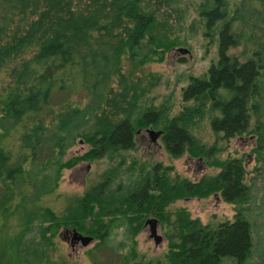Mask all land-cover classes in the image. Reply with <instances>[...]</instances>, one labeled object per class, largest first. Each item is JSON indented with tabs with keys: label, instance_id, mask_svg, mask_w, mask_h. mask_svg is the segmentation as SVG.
Wrapping results in <instances>:
<instances>
[{
	"label": "trees",
	"instance_id": "trees-1",
	"mask_svg": "<svg viewBox=\"0 0 264 264\" xmlns=\"http://www.w3.org/2000/svg\"><path fill=\"white\" fill-rule=\"evenodd\" d=\"M177 1L0 0V69L6 67L11 79L5 90L2 117L18 122L28 118L29 124L19 135L20 147L29 149L33 157L48 131L53 132L55 145L59 146L60 131L78 115V108L70 105V97L81 89L92 95L100 86L104 89L111 76L118 73L122 90L115 92L118 104L115 101L112 107L122 115L114 122L107 114L94 119L97 129L83 133L90 146L80 158L132 148L134 124L130 121V107L138 95L133 92L127 99L126 94L128 88L135 91L137 86L134 82L128 85L121 74V59L125 56L129 62L141 64L162 58L163 50L175 41L161 31L166 22L157 20L156 12L171 8ZM249 1L240 0L229 16L225 0H201L196 4L204 35L217 28V56L201 75L188 76L180 95L183 104L166 119L160 140L167 154L213 155L215 148L205 147L190 131L203 117L209 119L210 130L222 139L253 133L256 145L252 151L264 154V0ZM243 12L252 18L251 30L259 29V33L246 31L243 36L242 27H237V22L244 19ZM14 15L18 19L11 29L8 20ZM242 38L254 40L255 46L249 56L239 60L229 54V49ZM54 95L59 96L55 113L50 109ZM160 111L146 107L136 112L135 122L141 126L155 124ZM46 113L51 115L47 122ZM251 115L255 118L252 127ZM10 158L0 145V233L12 224L8 221L18 207L24 210L18 230L1 240L4 244L0 243V256L6 260L0 264H21L16 255L18 243L35 217L41 254H46L42 245L51 243L58 226L69 222L73 228L82 229V220L87 216L92 220L95 217L93 224L98 223L96 228H86L100 238L95 245L104 243L108 224L99 223L100 217L96 216L105 214L109 205L117 206V197L106 191L109 178L85 190L66 217L26 200L17 184L25 171L20 164L9 163ZM74 161L69 158L58 162L57 167L70 166ZM208 164L218 167V171L190 181L176 175L170 179L166 172L171 167L157 163L124 195L125 212L135 215L131 220H142L153 211L170 226L168 238L173 240L168 243L162 264H250L254 242L246 213L250 208V186L244 182L243 162L239 157H226L213 158ZM214 192L234 204L231 219L219 220L215 225L202 224L183 208L176 209L170 221L164 215L170 201L203 198Z\"/></svg>",
	"mask_w": 264,
	"mask_h": 264
},
{
	"label": "rangeland",
	"instance_id": "rangeland-1",
	"mask_svg": "<svg viewBox=\"0 0 264 264\" xmlns=\"http://www.w3.org/2000/svg\"><path fill=\"white\" fill-rule=\"evenodd\" d=\"M200 1L178 0L171 8L167 10L163 8L156 12V19L166 22L160 30L175 41L174 45L163 50L159 61L133 64L125 56L121 59V74L128 85L134 82L137 86L135 91L128 88L126 98L130 99L133 92L138 95L134 105L130 107L133 111L130 121L134 124L133 147L130 149L99 157L80 158L90 146L83 133H91L97 129L94 119L107 114L106 117L114 122L122 115L118 111H113L116 108L112 107L115 101L118 104L115 92L122 90L123 82L117 73L111 76L104 89L100 86L92 95H86L83 89L76 91L70 97V105L78 108V115L69 127L60 131V145H55L56 138L52 131H48L45 141L31 157L30 150L20 147L19 143V135L29 124L28 118L18 122L2 117L5 90L11 79L6 67L0 69V145L10 153L9 163L20 164L25 171L17 184L23 190L26 200H32L31 202L37 203L40 208L47 207L55 214L67 217L81 194L107 177L109 178L107 194L117 197L115 204L118 206L109 205L105 214L96 216L100 217L99 223L108 224L107 235L102 245H95L100 238L86 229L89 226L96 228L98 225L92 223L95 217L92 220L91 216H87L82 220L85 227L75 230L90 236V241L84 245L77 243L71 248L68 243L71 231L67 232V238L62 234L64 226L73 227L67 222L58 226L49 245H42L45 247V255L40 253L42 247L36 225L38 218L35 217L18 243L16 255L19 256L21 264H120L122 261L123 264L164 263L163 255L168 249V243L173 240L168 238L170 226L164 218L158 217L153 211L144 215L142 220H131L135 215L125 212V204L122 202L124 195L157 163L171 167L166 172L170 179L176 175L191 181L197 180L202 174L213 175L218 171V167L208 162L213 158L224 160L226 157H239L243 162L246 171L244 182L250 186L248 202L250 208L246 213L251 220L254 242L249 263L264 264V154L257 155L252 151L256 145L255 135L246 133L222 139L219 133L210 130L209 119L203 117L190 128V131L205 147L215 148L213 155L191 156L182 152L179 156H172L165 151L160 137L151 141L147 131L148 129L163 131L166 119L175 115L183 104L180 95L182 88L187 84L188 76L201 75L216 59L217 28L210 30L208 36L204 35L203 19L198 15L196 7ZM225 1L229 16L240 0ZM242 17L244 19L237 22V27L238 29L242 27L244 37L246 31L252 33L255 30L254 32L259 33V29L251 30L249 27L252 23L249 14L244 15L243 12ZM17 19L18 15H14L11 21L8 20V27L12 29ZM254 46V40L246 41L242 38L238 45L229 49V54H234L242 60L250 55ZM140 90L141 94H138ZM58 97L54 95L50 101L53 113L58 109L56 105ZM146 107L161 110L160 118L155 124L137 125L135 116ZM50 116L47 113L44 115L45 122L51 118ZM254 123L255 118L251 115L250 126L252 127ZM69 158H75L74 163L70 166L57 167L58 162ZM180 208H183L189 217H196L202 224L210 225H215L219 220L231 219L235 211L234 204L224 201L217 192L203 198L192 196L170 201L164 207L166 212L164 215L168 216L170 221L175 217L174 211ZM23 210V207H18L14 216H10L8 222L12 224L0 233V241L3 236L12 235L18 230L20 227L18 222L21 219L19 217L22 216ZM151 216L157 219L156 233L162 237L159 244L153 243L148 234V225L143 223ZM0 243L4 244L3 241ZM5 260L6 257L0 256V262Z\"/></svg>",
	"mask_w": 264,
	"mask_h": 264
},
{
	"label": "water",
	"instance_id": "water-1",
	"mask_svg": "<svg viewBox=\"0 0 264 264\" xmlns=\"http://www.w3.org/2000/svg\"><path fill=\"white\" fill-rule=\"evenodd\" d=\"M148 133L151 135L152 139L156 138V136H158L159 134H161V130H151V129H148L147 130ZM146 223H149L150 224V227H149V235L154 239V242L157 243L160 241L161 239V235L157 234L155 232V226H156V220L154 218H151L149 217L147 220H146ZM66 231V229H65ZM71 231V236L73 239L75 240H79L82 244H85L87 243V241H89V239L91 238L90 236L88 235H83L81 234L80 232H78L77 230H75V228H70Z\"/></svg>",
	"mask_w": 264,
	"mask_h": 264
},
{
	"label": "flooded vegetation",
	"instance_id": "flooded-vegetation-1",
	"mask_svg": "<svg viewBox=\"0 0 264 264\" xmlns=\"http://www.w3.org/2000/svg\"><path fill=\"white\" fill-rule=\"evenodd\" d=\"M161 132H162V133L158 135L160 138H161V136H162V134H163V131H161ZM133 136H134V134H133ZM158 136H156V137H158ZM149 138H150L151 141H154V140L156 139V138L152 139V137H151L150 134H149ZM148 218H149V217H148ZM151 218H154V219H155V217H153V216H151ZM146 220H147V219H145L143 223H145V225H148V233H149V227H150V224H149V223H146ZM155 220H157V219H155ZM156 226H157V221H156ZM156 226H155V232H156ZM65 229H66V231H65ZM69 230H70V227H68V226H64V227H63V232H62L63 237L67 238V236H68L67 232H68ZM149 237L152 239V241H153L154 244H159L160 241H161V239H160L159 242L155 243V242H154V239H153L150 235H149ZM161 238H162V237H161ZM89 241H90V239H89ZM87 242H88V241H87ZM68 243H69V246H70L71 248H72L74 245H76L77 243H79V244H81V245H84V244H82L79 240H75V239H73L71 235L68 237ZM85 244H86V243H85Z\"/></svg>",
	"mask_w": 264,
	"mask_h": 264
}]
</instances>
